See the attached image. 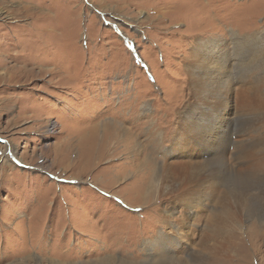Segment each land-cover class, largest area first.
Returning <instances> with one entry per match:
<instances>
[{
    "label": "rangeland",
    "instance_id": "obj_1",
    "mask_svg": "<svg viewBox=\"0 0 264 264\" xmlns=\"http://www.w3.org/2000/svg\"><path fill=\"white\" fill-rule=\"evenodd\" d=\"M258 35L264 0H0V264H148L171 201L157 169L205 160L172 154L181 114L197 100L194 66L227 65L233 119L264 60ZM222 151L206 160L217 166ZM256 171L246 205H231L221 183L191 211L194 245L219 207L236 211L211 239L210 264H264Z\"/></svg>",
    "mask_w": 264,
    "mask_h": 264
},
{
    "label": "bare ground",
    "instance_id": "obj_2",
    "mask_svg": "<svg viewBox=\"0 0 264 264\" xmlns=\"http://www.w3.org/2000/svg\"><path fill=\"white\" fill-rule=\"evenodd\" d=\"M259 37V42H262L260 35L252 39L256 40ZM201 42L206 44V42ZM262 49L261 46L256 45L245 51L244 61L255 55L257 50ZM260 62L255 67L257 70L255 84L247 90L248 95L245 100L238 102L243 109V114L233 118L235 123L231 122L233 119L229 116L231 111L228 98L231 90L228 87L234 84V80L228 74L227 65L224 66L222 61L212 64L206 60L202 61V66L199 65L197 69L198 64H195L194 70L197 76L191 82V90L197 100L187 106L181 114L180 125L183 131L180 130L175 136L172 154L188 151L184 152V156L201 157L205 160L200 162L190 159L187 162L177 163L163 161L157 169L153 180L155 179L162 198L171 194V201L165 206L164 213L166 214L160 219L164 229H161L160 233L150 242L151 245L149 244L151 249L157 250V253L149 254L151 258L148 259V264H210L214 259L208 260L212 256L209 254L213 253L215 246L214 242L213 248L211 247V239L217 236L223 238L220 233L226 232L227 225L235 219L236 211L231 206L219 207L211 218H208L207 233L205 237L200 238L196 246L193 243L194 227L192 226H197V224L195 222L192 224L191 211L199 206L203 207L205 200L209 199V195L214 194L219 184L222 186L228 183L226 184L227 198L232 199L231 205H235L238 209L240 205L242 207L243 204L246 205L249 200L251 201L249 192L253 189L254 182L249 175H253L252 173L256 170L264 171V96H262L264 95V60ZM223 74L226 78H223ZM254 92H257L259 98L257 101H252L255 99L251 96ZM232 134H236L235 140ZM231 145H233L232 151H230ZM217 148L223 151L213 156L219 159V162L216 161L218 162L216 166L215 159L210 161L206 159ZM239 164H244L246 167L243 170H236V165ZM232 167L236 173L234 178H231L234 180L231 184L228 171ZM182 198L185 207H182ZM255 200H258L264 207V191L257 193ZM181 211L190 213V215L177 216L176 213ZM184 244L186 247L192 244L191 247H193L192 253L185 258L179 255L180 252L177 253L178 246L181 247ZM227 251L229 250L221 252V256L222 259H227L226 263H229V252ZM121 261L119 264H136V262ZM236 264H245V262L243 263V260L239 258Z\"/></svg>",
    "mask_w": 264,
    "mask_h": 264
}]
</instances>
